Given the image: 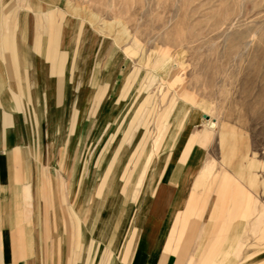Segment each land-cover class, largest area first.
Returning a JSON list of instances; mask_svg holds the SVG:
<instances>
[{"label": "rangeland", "instance_id": "374dc122", "mask_svg": "<svg viewBox=\"0 0 264 264\" xmlns=\"http://www.w3.org/2000/svg\"><path fill=\"white\" fill-rule=\"evenodd\" d=\"M0 62L15 75L3 92L21 118L23 159L34 172L20 211L24 231L39 236L37 264H108L110 247L79 237L81 179L84 215L143 168L142 183L158 169L146 190L153 200L167 168L193 153L198 169L182 205L172 207L169 246L185 264H264V0H0ZM114 65L102 104L94 83L100 87ZM35 66L49 77L39 105L35 80L23 78ZM126 76L130 89L104 118ZM59 88L67 90L62 98ZM118 147L126 152L119 171ZM77 161L85 168L74 175ZM55 198L76 226L72 245L52 221ZM134 238L132 229L120 240L117 263L129 260Z\"/></svg>", "mask_w": 264, "mask_h": 264}, {"label": "crops", "instance_id": "0c3cea01", "mask_svg": "<svg viewBox=\"0 0 264 264\" xmlns=\"http://www.w3.org/2000/svg\"><path fill=\"white\" fill-rule=\"evenodd\" d=\"M48 41L46 53L47 56L51 58L55 56L57 50L56 37L50 38ZM34 61L37 64L38 61ZM8 72L12 73V71L3 69L0 62V264H37L36 240L39 236H36L33 232L29 235V231H24V220L20 211V208L24 206L23 192L25 177L26 175L34 174V172L32 167L30 168L29 164L25 163L23 159L22 144L24 143V134L21 132V129H19V127L21 128V126H19L21 118L10 105L7 94L3 92L4 80L15 76ZM116 73L117 66H111L108 75L102 80L103 84L99 87L96 85L98 81L94 83V88H97L104 96L102 104L107 101L106 98ZM23 78L35 80L33 95L39 105L43 95H48L50 92L49 86H46L47 81H45L49 77L45 76V71L41 70L40 66H35L33 74L24 75ZM136 82H138V80H136ZM130 86L131 84H128L126 76L117 91V96L108 104V110L104 118L115 114L114 103L119 101V98L125 97ZM143 86L142 84L138 87L137 91L138 94H140L139 97L144 93V91L142 92ZM146 88H144L145 92ZM66 92L67 90L65 88L61 89V91L60 88L58 90L60 97L66 95ZM70 93L71 92H69V94ZM170 111L171 109L169 110L167 108L161 116L163 118L167 117ZM117 119L118 114L115 120ZM188 125L191 124L189 123ZM57 128L58 122L54 115L51 127L52 130L49 136V145L52 147L57 140ZM65 144V150L63 152L64 154H69L73 149L74 141L69 139ZM60 152L61 151H59V153ZM120 152L121 154H119ZM125 153V150H122L121 147H118L114 151V155L119 154L120 158L117 165H115L118 171L123 169L126 164L122 161ZM196 159L197 155L193 153L189 162L184 163L182 161H177L172 164V166L168 167L166 172L162 175V181H164L162 183H164V185L157 190L156 199H149L150 196H147L146 190L151 182L152 184L155 182L158 169L154 172L152 178L149 176L150 174L147 173L142 183L141 177L144 175L143 168L138 179L135 180V178H131L126 181L121 191L122 197L120 196L121 192L118 187L115 186V188L109 191L108 198H106L105 201L101 203L92 202L88 214L85 215L83 199L88 181L84 178L81 179L79 182V204L77 208L81 220L85 216L86 220H83L85 223L79 230L80 240L86 241L87 235H91L94 242H100L112 249L108 257V264H121L117 263L120 253V240L124 239L131 233L132 229H134V245L131 249L129 260L125 261L124 264H185V260L182 256L183 254L181 255V250L169 246L168 239L170 237V232L168 227L170 218L174 213L172 207L177 208L179 205H182L181 201L184 200L183 194L188 188L189 183L192 184L193 182V175L198 169L196 165L197 161H195ZM80 168L83 171L85 166L81 167L77 161L73 169L74 175L78 173L77 171ZM205 173H207L206 167L197 175L195 178L197 181L195 182L199 183ZM123 177L124 176L121 178L123 179ZM72 181L73 186L75 178ZM195 182L193 185H198L195 184ZM173 188L177 190L175 195L173 193ZM150 189L152 191L153 186H151ZM220 190L224 191V193L226 192L224 188ZM189 202H192V199L189 200ZM53 204L55 208L53 209L54 212L52 216L54 226L58 230L62 228V226L64 227V234L68 240V245H72L77 233L76 226L73 225L74 222L72 220L65 219V215L58 210L56 198ZM166 206L167 209L165 211L164 208ZM178 218L180 219V217ZM178 218L175 229L179 222ZM29 240H31L33 244L31 251H29Z\"/></svg>", "mask_w": 264, "mask_h": 264}, {"label": "water", "instance_id": "95a60500", "mask_svg": "<svg viewBox=\"0 0 264 264\" xmlns=\"http://www.w3.org/2000/svg\"><path fill=\"white\" fill-rule=\"evenodd\" d=\"M205 117V116H204ZM206 118V117H205Z\"/></svg>", "mask_w": 264, "mask_h": 264}]
</instances>
